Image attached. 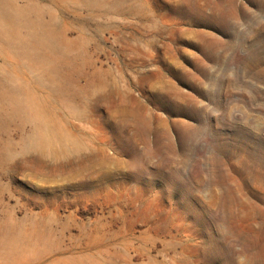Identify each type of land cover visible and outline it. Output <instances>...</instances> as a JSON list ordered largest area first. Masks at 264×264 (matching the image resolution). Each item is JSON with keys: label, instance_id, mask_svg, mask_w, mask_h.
Returning <instances> with one entry per match:
<instances>
[{"label": "rangeland", "instance_id": "374dc122", "mask_svg": "<svg viewBox=\"0 0 264 264\" xmlns=\"http://www.w3.org/2000/svg\"><path fill=\"white\" fill-rule=\"evenodd\" d=\"M0 106V264H264V0H0Z\"/></svg>", "mask_w": 264, "mask_h": 264}, {"label": "bare ground", "instance_id": "6f19581e", "mask_svg": "<svg viewBox=\"0 0 264 264\" xmlns=\"http://www.w3.org/2000/svg\"><path fill=\"white\" fill-rule=\"evenodd\" d=\"M23 15L21 13V11H18L16 13H14L11 18H13L14 20L17 19V17ZM23 19V18H22ZM31 26V24L29 25ZM36 26V25H35ZM30 28V27H29ZM33 28V27H32ZM31 29V28H30ZM35 30V29H33ZM53 31V29H52ZM30 36L32 37V39L36 42V44L38 45L39 43L37 42V36L36 34H34V31H32V34H30ZM53 48L50 49L51 52L53 54H57L59 51H64V52H68V53H72L75 51V44L74 42H65L63 39L59 38V35L53 34ZM39 46V45H38ZM57 88L60 92L64 93V94H75V96L79 99L77 102L78 103H83L82 102V94H80V90L79 89H75L72 90V86H70L69 84H65V83H59L57 85ZM9 96H7V98L9 99V101L11 102V105L9 106V109L11 111V114H14L15 112H18L21 109V102H19V100L15 99L8 94ZM79 95V96H78ZM2 105V104H1ZM2 107V106H0ZM80 113L81 115L87 114L89 112L88 109L86 111V109L84 107H80ZM86 112V113H85ZM4 111H1L0 109V127H2V125L6 122V113L3 115ZM8 113V112H7ZM18 230H19V226L16 222L12 221L10 223H8V225H0V247L5 246L6 244L11 243L12 241L17 239L18 236Z\"/></svg>", "mask_w": 264, "mask_h": 264}]
</instances>
